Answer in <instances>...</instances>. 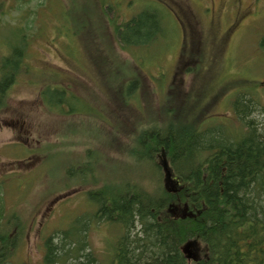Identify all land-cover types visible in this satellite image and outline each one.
<instances>
[{"label":"rangeland","instance_id":"374dc122","mask_svg":"<svg viewBox=\"0 0 264 264\" xmlns=\"http://www.w3.org/2000/svg\"><path fill=\"white\" fill-rule=\"evenodd\" d=\"M143 12L157 20L158 38L124 48L114 24ZM27 22L33 28L21 74L0 94V196L5 214L16 213L24 226L13 264H42L48 238L63 233L70 241L68 230L90 219L96 207L87 191L106 181L87 176L82 183L87 166L108 183L155 190L163 169L134 161L132 149L141 132L168 127L169 114L174 126H220L233 141L243 123L231 104L244 92L264 126V0H0V80ZM132 82L138 87L125 98ZM59 90L65 100L74 96L75 113L66 105L50 110L40 98L45 92L56 102ZM11 141L25 149L9 148ZM96 221L86 222L88 248L96 264H106L121 234ZM204 251L194 243L195 260Z\"/></svg>","mask_w":264,"mask_h":264},{"label":"trees","instance_id":"16d2710c","mask_svg":"<svg viewBox=\"0 0 264 264\" xmlns=\"http://www.w3.org/2000/svg\"><path fill=\"white\" fill-rule=\"evenodd\" d=\"M28 22L1 66L2 97L21 74L27 56L25 36L33 28ZM114 26L124 48L147 47L158 38V22L147 12ZM136 82H132V90L123 89L125 98H132ZM42 96L50 108L66 105L70 113L76 111L73 105L77 101L73 102L72 95L65 100L66 90L57 92L56 102L48 93L42 92ZM256 104L244 92L234 97L232 109L243 125L239 136L229 135L237 138L233 141L224 137L220 126L205 130H209L206 134L191 124L174 126L172 114L168 127L136 136L134 161L149 162L158 174L163 169L162 181L153 191L133 182L108 183L106 178L96 177L99 169L90 166L79 171L82 183L87 176L93 184L106 181L101 188L87 191L96 210L87 215L90 219L86 217L81 225L68 230L70 241L60 232L48 238L42 264H72L79 259V264H96L98 258L88 248V220L115 225L120 231L106 264H189L182 248L190 240L205 248L204 255L192 264H264V126L252 114ZM164 165L174 176L172 182ZM19 222L16 213L5 214L0 196V264H13L24 234Z\"/></svg>","mask_w":264,"mask_h":264},{"label":"water","instance_id":"95a60500","mask_svg":"<svg viewBox=\"0 0 264 264\" xmlns=\"http://www.w3.org/2000/svg\"><path fill=\"white\" fill-rule=\"evenodd\" d=\"M167 170V169H166ZM193 242H188V244L183 248V252L187 255L188 260H192L194 255L192 254Z\"/></svg>","mask_w":264,"mask_h":264},{"label":"flooded vegetation","instance_id":"af4514ba","mask_svg":"<svg viewBox=\"0 0 264 264\" xmlns=\"http://www.w3.org/2000/svg\"><path fill=\"white\" fill-rule=\"evenodd\" d=\"M212 9H216V8H212ZM210 11H211V10H210ZM211 15H212V18L214 19V20H212V21H213V22H216V20H217V16H216V14L212 13ZM240 19H241V18L237 19L236 21L238 22V21H240Z\"/></svg>","mask_w":264,"mask_h":264}]
</instances>
